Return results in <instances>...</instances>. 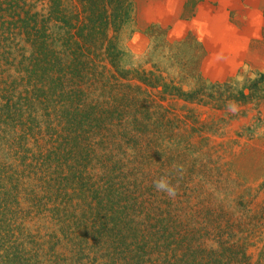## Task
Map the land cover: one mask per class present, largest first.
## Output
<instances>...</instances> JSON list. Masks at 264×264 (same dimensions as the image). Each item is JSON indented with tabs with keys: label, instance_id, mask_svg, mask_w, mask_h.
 <instances>
[{
	"label": "trees",
	"instance_id": "1",
	"mask_svg": "<svg viewBox=\"0 0 264 264\" xmlns=\"http://www.w3.org/2000/svg\"><path fill=\"white\" fill-rule=\"evenodd\" d=\"M133 29L132 0H0V264H264L248 253L264 241V201L204 198L226 179L172 140L185 122L154 102L246 103L264 73L208 82L197 42L164 31L165 69L196 66L146 70L127 49Z\"/></svg>",
	"mask_w": 264,
	"mask_h": 264
},
{
	"label": "rangeland",
	"instance_id": "2",
	"mask_svg": "<svg viewBox=\"0 0 264 264\" xmlns=\"http://www.w3.org/2000/svg\"><path fill=\"white\" fill-rule=\"evenodd\" d=\"M153 31L157 32L154 33ZM153 31V33H150V30L148 31V37L143 46H139L140 41L135 38V29L131 34L127 33L129 35L127 49L133 57L132 63L134 65L140 64L146 70L153 68L156 71L155 67L151 66L152 61H155L159 65L157 71L166 72L168 70L165 68L170 62L165 54L167 49H164L159 44L160 41L155 38V36L161 38L158 35L160 30L155 29ZM153 48H156V50L152 53ZM185 49L188 54L183 52L184 54L178 56L185 59L191 58L189 54L192 51ZM201 60L202 58L199 62L201 77L208 82H216L204 78V75L208 73H206L207 69L202 68ZM175 61L176 58L171 61L172 67L168 71L169 75L174 77L184 75L189 78L190 71L196 65L186 64V70L181 72V65ZM250 68L244 67L235 76L225 81L237 77H239L238 80L243 81L246 75V78H251L252 84L255 85L254 80L257 79L254 77L255 72L264 73V70H256L252 65ZM211 75L217 77L216 72L212 71ZM255 87L259 92H254L251 99H248L246 103L231 100L226 104L220 103L219 106L216 103L206 104L205 101L200 103L184 102L176 97L167 96L165 100H161L157 93L154 94L156 105L169 107L180 116L178 117L179 120L185 122V125L177 123L179 129L173 126L172 140H176L181 134L182 139L191 145L190 149H196L202 157L204 156V161L207 160L210 165H213L210 168L212 169L210 174L212 176L219 175L226 179L225 183L217 188H215L214 183H207L206 194H203L204 191L201 194L210 203H238L240 197L242 199L247 197L248 201V194L253 195L252 203H262L264 201V82L259 83L256 81ZM156 91H159V89ZM183 116H186V118L183 119ZM250 127L252 130H250ZM181 128L183 129L181 130ZM228 180H231V183L226 184ZM168 195H170L169 192ZM178 195L176 199L185 200L186 198L187 202L184 203H198L197 193L185 191V197H182L180 192H178ZM174 197L176 196L174 195ZM200 197L202 198V196ZM248 253L253 263L264 259V241L249 247Z\"/></svg>",
	"mask_w": 264,
	"mask_h": 264
},
{
	"label": "crops",
	"instance_id": "3",
	"mask_svg": "<svg viewBox=\"0 0 264 264\" xmlns=\"http://www.w3.org/2000/svg\"><path fill=\"white\" fill-rule=\"evenodd\" d=\"M132 3L139 46L145 44L152 28L164 31L169 43L191 37L201 48L202 68L208 73L204 78L210 81L223 82L244 67L251 69V65L264 70V0H132ZM212 71L217 77L211 75Z\"/></svg>",
	"mask_w": 264,
	"mask_h": 264
},
{
	"label": "clouds",
	"instance_id": "4",
	"mask_svg": "<svg viewBox=\"0 0 264 264\" xmlns=\"http://www.w3.org/2000/svg\"><path fill=\"white\" fill-rule=\"evenodd\" d=\"M156 186L158 189H161V190H165L167 188V185L163 181L157 182ZM167 190L169 191L170 194H172L171 189H167Z\"/></svg>",
	"mask_w": 264,
	"mask_h": 264
}]
</instances>
